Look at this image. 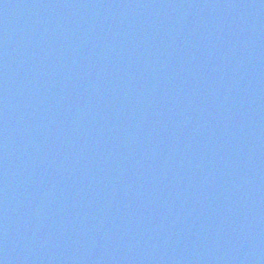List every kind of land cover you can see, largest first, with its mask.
<instances>
[{
  "label": "water",
  "instance_id": "1",
  "mask_svg": "<svg viewBox=\"0 0 264 264\" xmlns=\"http://www.w3.org/2000/svg\"><path fill=\"white\" fill-rule=\"evenodd\" d=\"M0 264H264V0H0Z\"/></svg>",
  "mask_w": 264,
  "mask_h": 264
}]
</instances>
